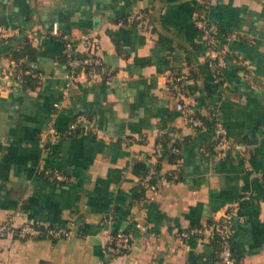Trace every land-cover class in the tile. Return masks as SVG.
<instances>
[{
	"label": "crops",
	"instance_id": "1",
	"mask_svg": "<svg viewBox=\"0 0 264 264\" xmlns=\"http://www.w3.org/2000/svg\"><path fill=\"white\" fill-rule=\"evenodd\" d=\"M133 10L145 19L118 26ZM198 14L239 33L220 81L204 59ZM54 21L74 38L96 34L110 80L81 77L64 95V42L50 33ZM0 26V65L28 37L37 53L31 63L44 73L36 89L0 82V218L77 223L70 237L1 239L0 264H101L108 235L132 226L131 250L111 264H223L210 231L180 232L235 204L237 262L264 264V0H0ZM174 73L184 76L186 105L228 127L239 145L228 157L213 152V122L195 128L176 108ZM80 113L88 120L76 133L42 141L48 128L65 131ZM171 129L181 140L179 178L150 198L140 177L156 165L157 137ZM173 169L164 162L160 172Z\"/></svg>",
	"mask_w": 264,
	"mask_h": 264
},
{
	"label": "built area",
	"instance_id": "2",
	"mask_svg": "<svg viewBox=\"0 0 264 264\" xmlns=\"http://www.w3.org/2000/svg\"><path fill=\"white\" fill-rule=\"evenodd\" d=\"M146 17V12L143 10L130 11L125 16L117 20V25L125 27L140 22ZM196 26L198 27L202 40L205 44L204 59L207 66L212 71L215 79L220 81L223 79L222 70L229 61L231 47L229 41L239 37V33L234 30H222L217 22L207 19L204 15L198 14L195 18ZM50 33L57 36H62L64 42L63 54L64 62L67 67L66 85L64 95L68 94L70 87L75 86L84 77L85 81L110 80L113 74L108 70L102 52L100 50L99 39L93 32H84L78 38L72 37L68 33L62 32L59 22L54 21ZM3 36H6L5 30L0 26V41ZM16 61L12 59L10 64L4 68L0 65V82L4 79L20 80V73L14 74ZM25 73H30L29 68L24 70ZM42 76L44 73H34ZM172 89L177 94L176 108L185 114V119L188 124L193 127H206L205 121L201 116L192 111L182 98V90L184 88V76L182 74H173L171 76ZM1 90V85H0ZM88 120V115L80 113L70 122L67 130L61 131L57 128L50 127L42 135V141L47 143L49 140H55L62 137H70L76 133L82 124ZM214 130V151L217 157L225 158L233 153L239 145L232 139L228 127L216 118L213 121ZM171 137L177 136V130L171 129L167 131ZM164 144L162 141H156L153 148V156L156 160L163 155ZM173 152L179 155L174 164V169L167 176L161 174V170L157 171L155 165L152 166L147 174L140 177L143 184H147V190L150 191V198L161 191L163 187L172 185L179 178V169L182 164V148L179 146L173 147ZM51 177L68 181L69 176L59 169H47L45 171ZM238 204L232 205L226 209L221 217L216 219L214 223H203L200 225L189 226L183 229L180 234L182 236L199 235L204 236L210 231L212 235L215 232L220 240L219 257L223 264H238L233 246V231L234 222L237 215ZM77 223L74 219L66 224L61 225H40L32 220H21L17 218V214L9 215L0 218V240L3 238L15 239H30L48 237L52 239L70 237L75 233ZM138 226L142 227L141 224ZM134 233L119 229L116 233L111 232L107 237L106 248L109 254V260L103 261L101 264H111L120 257L127 254L132 246Z\"/></svg>",
	"mask_w": 264,
	"mask_h": 264
},
{
	"label": "trees",
	"instance_id": "3",
	"mask_svg": "<svg viewBox=\"0 0 264 264\" xmlns=\"http://www.w3.org/2000/svg\"><path fill=\"white\" fill-rule=\"evenodd\" d=\"M111 33L113 35V38H114L117 46L119 47V40L115 37L113 32H111ZM6 55L9 58L14 59L17 62L16 66L14 67V74L17 76L20 73L22 85L24 88L36 89L38 86L41 85L42 76L39 74L35 75L34 73H39V72H43V71L41 68H39L38 66H35L31 63L32 61L36 60L37 53H36V48L34 47L33 43L30 41V39L28 37H25L23 39V41L16 48H14L12 51L7 53ZM63 59H64V54H63ZM27 68H29L31 70L30 73L24 72V70ZM107 68L110 71V74L113 73L108 66H107ZM72 87H74V86H72ZM195 113L202 117V119L205 121V123L208 127H211V122H213L216 119L214 116H213L214 117L213 119H210L207 116L202 115L198 112H195ZM195 128H198V127H195ZM156 141H162L164 144L163 155L158 159V162L155 165L156 170L159 171L162 168V164L164 162L172 163L178 159L179 155H177L176 153L173 152V147L174 146L181 147V140L177 136L171 137L168 132H164L157 137ZM214 142H215V140H213L212 148H213V152L215 153ZM149 170H150V167H145L144 172L141 174V176H144L145 174H147L149 172ZM138 186L140 187L141 192H145L147 189V184H143L141 181L139 182ZM214 222H216V219L212 220V221H208V223H214ZM197 225H200V224H197ZM118 230H119L118 228H114L112 232L116 233ZM124 230L129 231V232H133L134 234L137 233V228L135 226H132V227L124 229ZM213 240L215 243L216 255H217V257H219L220 240H219L216 232L213 235ZM233 246H234V244H233ZM219 259H220V257H219Z\"/></svg>",
	"mask_w": 264,
	"mask_h": 264
},
{
	"label": "water",
	"instance_id": "4",
	"mask_svg": "<svg viewBox=\"0 0 264 264\" xmlns=\"http://www.w3.org/2000/svg\"><path fill=\"white\" fill-rule=\"evenodd\" d=\"M3 1H7V0H3Z\"/></svg>",
	"mask_w": 264,
	"mask_h": 264
}]
</instances>
